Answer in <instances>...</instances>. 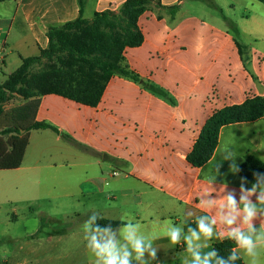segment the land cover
Here are the masks:
<instances>
[{"label":"crops","instance_id":"crops-1","mask_svg":"<svg viewBox=\"0 0 264 264\" xmlns=\"http://www.w3.org/2000/svg\"><path fill=\"white\" fill-rule=\"evenodd\" d=\"M127 1H0V77L9 64L18 69L23 59L48 49L50 27L78 19L81 10L86 19L117 11ZM136 25L142 43L126 47L123 57L141 83L112 77L96 106L58 93L37 97L32 120L59 133L32 130L21 166L0 170L8 172L0 185V197L6 195L0 209L8 208L6 217L0 211V264H93L82 229L92 212L115 223L113 231L128 222L139 224L143 235L155 238L157 256L166 257L167 264H192L183 235L188 227L195 230L194 217L183 221L194 211L196 218L207 214L206 223H211L218 211L198 207L204 192H212L201 197L206 201L231 195L238 208L246 198L256 208L252 226L259 230L264 220L261 187L248 195L258 178L248 180L241 167L250 159L264 165V116L221 125L206 162L198 165L192 155L212 119L264 99V3L150 0ZM238 44L245 47V57ZM226 149L236 155L239 171H231L233 161L223 159ZM15 192L48 193L51 209L44 211L38 197L13 200ZM65 199L70 212L62 209ZM23 204L34 218L18 228L29 219L21 212ZM166 222L184 227L180 244L169 245ZM216 227L221 229L213 226L211 247L201 250L202 258L220 241ZM258 251L264 264V247ZM240 257L248 264L242 251ZM130 264L140 261L130 259Z\"/></svg>","mask_w":264,"mask_h":264},{"label":"rangeland","instance_id":"rangeland-1","mask_svg":"<svg viewBox=\"0 0 264 264\" xmlns=\"http://www.w3.org/2000/svg\"><path fill=\"white\" fill-rule=\"evenodd\" d=\"M211 9L215 11L213 8ZM113 13L118 16L116 22L111 19V22L116 24L115 26L102 23L96 24L89 19L90 21L82 28L66 31L67 38L58 37L59 51L53 58L43 59L39 64L30 67L21 83L18 84L16 92L8 90L0 92V129L32 120L33 107L37 97L42 92L59 89L82 96L88 91H96L95 89L99 87L101 80V70L96 62L98 60H117L126 47L135 40L134 18L121 12V9L113 11ZM224 13L226 14L227 10H224ZM69 41L73 42L75 49L73 46L63 44ZM16 70L17 67L9 64L6 73L0 77V84H4L9 78L8 76ZM6 173L8 172L0 171V185L5 176L8 175ZM47 194L42 192H15L13 200L38 197L41 204H43V210L48 211L51 208L50 200L46 199L49 196ZM5 196L2 195L0 198L5 199ZM69 203L66 199L63 201L62 209L64 211L70 212L73 210L72 207H67ZM21 206L23 207L21 212L25 213L29 219L22 220L21 224H16L18 228L31 223L34 218V216L27 213L25 204ZM7 209L6 206H2L0 209L1 217L7 216ZM64 223L67 224V221H64ZM58 226L62 228L64 225ZM141 259L142 261H148L149 253L145 252ZM166 260L167 258L163 255H156V259L149 261V264H167ZM30 264L36 263L33 261ZM46 264H50V262Z\"/></svg>","mask_w":264,"mask_h":264},{"label":"trees","instance_id":"trees-1","mask_svg":"<svg viewBox=\"0 0 264 264\" xmlns=\"http://www.w3.org/2000/svg\"><path fill=\"white\" fill-rule=\"evenodd\" d=\"M259 1L264 3V0ZM149 2L150 0H128L120 8L121 12L126 15L132 16L135 22V40H133V42H131V44L127 47L138 46L142 43L143 38L141 33L137 29L136 22L139 14L142 12L145 5ZM169 10H172L174 14L176 9L170 8ZM111 19H114L116 22L118 16H116L113 11H104L101 13H95L91 21L96 24L102 23L105 25L115 26L116 24L112 23ZM89 21V19L83 17V10H81L78 19L60 26L50 27L47 32L50 42L48 49L42 50L40 55L38 56L23 59L22 65L9 76V78L4 84H0V92L2 90L16 92L18 84L21 83L24 76L26 75L27 70L30 67L35 64H39L43 59H51L57 54V52L59 51V45L57 42L58 37L62 36L63 38H67L68 35L66 31L68 32L80 29ZM231 29L232 31H234V33L238 32L236 26L232 23ZM63 44L73 46V48L75 49V45L72 41ZM238 46L242 55L245 57V47L241 44H238ZM124 62L125 60L123 57V53L121 54V56L118 57L117 60H98L96 62L97 66L101 70V80L99 87L95 89L96 91H88L82 96H79L75 93H70L71 91L52 89L50 91L42 92L41 94L58 93L80 103L96 106L101 99L107 82L112 77L119 76L130 79L135 82H142L141 78L137 74H135ZM36 106L37 102L33 107L32 118L34 116ZM223 114H225L226 116L224 119L214 118L211 120L210 124L202 133L198 143L196 144L195 151L192 155V160H194L196 164H202L211 157L214 148L217 145V133L218 128L221 125L231 121L254 120L264 116V99H256L254 102L248 103L243 107H235L232 109H228L224 111ZM35 129H52L56 133H59V131L55 127L47 123L34 122V120H30L26 123H21L18 125H12L0 130V170H13L21 166L26 148L29 143L30 132ZM6 136L10 137L7 138ZM86 149L88 148L86 147ZM255 173H259L260 176H255ZM241 174L250 181L253 179L254 176L257 177L258 179L256 180L257 183L255 185L260 186L264 182V165H262L258 160L250 159L241 167ZM97 224L102 228L108 226L112 227L116 225L115 223H108L102 220H98ZM233 248H236L234 241L228 239L218 241L214 244V249L218 252V256L220 258H223L226 261V264H245L242 261L241 257L235 262L228 261V256ZM210 264H215V262L212 261L210 262Z\"/></svg>","mask_w":264,"mask_h":264},{"label":"clouds","instance_id":"clouds-1","mask_svg":"<svg viewBox=\"0 0 264 264\" xmlns=\"http://www.w3.org/2000/svg\"><path fill=\"white\" fill-rule=\"evenodd\" d=\"M224 160H232L230 170L233 172L239 171L235 165L234 160L236 155L230 149H226L222 155ZM255 176H260L255 173ZM214 177L210 179L212 184ZM261 195L259 197V204L264 206V184L260 185ZM257 185H253L252 191L248 193L251 195L256 191ZM243 191V188H241ZM223 192V191H221ZM212 192H204L199 197V205L203 206L205 212H211L214 206L217 208V215L211 220V223H206L205 217L196 218L195 212H188L183 223L191 220L194 217L195 230L192 227L187 228L186 234L183 235V243L186 245V252L192 256V264H210L214 261L215 264H226L223 258L218 256V252L212 250L205 251L203 258L201 250H206L211 247L210 241L213 237V226L218 224L221 226L217 230V240L223 241L225 239L234 241L236 248H233L228 256V261L235 262L240 258V252L248 258V264H261L260 252L261 247H264V220L260 224L259 230H255L252 226L253 218L256 215V208L250 204L246 198L241 199L242 208H238L236 201L231 195H221L222 203L217 204V200L206 201L202 199L203 196H209ZM237 217H240V225L233 227ZM103 217L97 213L92 212L87 220L82 225L84 240L86 241V248L92 256L95 257L93 264H130V259L141 261V264H149V261L155 260L157 249L154 247V239L143 235L140 232V225L131 222L123 224L121 227L113 231L111 226L100 227L97 221ZM184 232V227L177 226L166 222L165 233L170 246H176L181 243V236ZM117 236L120 239H117ZM203 238V243L201 239ZM131 250V251H130ZM145 252L149 253L148 261H142ZM187 264V261H183Z\"/></svg>","mask_w":264,"mask_h":264},{"label":"built area","instance_id":"built-area-1","mask_svg":"<svg viewBox=\"0 0 264 264\" xmlns=\"http://www.w3.org/2000/svg\"><path fill=\"white\" fill-rule=\"evenodd\" d=\"M116 174V173H115Z\"/></svg>","mask_w":264,"mask_h":264}]
</instances>
